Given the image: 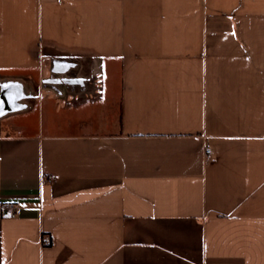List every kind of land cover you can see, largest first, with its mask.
<instances>
[{"label":"crops","instance_id":"1","mask_svg":"<svg viewBox=\"0 0 264 264\" xmlns=\"http://www.w3.org/2000/svg\"><path fill=\"white\" fill-rule=\"evenodd\" d=\"M0 264H264V0H0Z\"/></svg>","mask_w":264,"mask_h":264},{"label":"built area","instance_id":"2","mask_svg":"<svg viewBox=\"0 0 264 264\" xmlns=\"http://www.w3.org/2000/svg\"><path fill=\"white\" fill-rule=\"evenodd\" d=\"M204 153L207 159H211L213 157V150L210 146H206L204 149ZM56 179V175L54 174H49V175H44L43 180L44 181H53ZM18 208V204L14 202H2L1 203V215L4 218H11L16 215V211ZM52 238L49 236H44L42 239V243L44 245H49L52 243Z\"/></svg>","mask_w":264,"mask_h":264}]
</instances>
